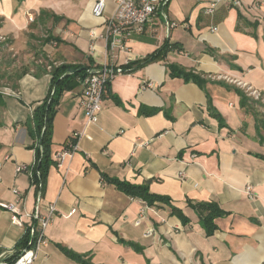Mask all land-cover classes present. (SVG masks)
<instances>
[{"label": "crops", "instance_id": "crops-1", "mask_svg": "<svg viewBox=\"0 0 264 264\" xmlns=\"http://www.w3.org/2000/svg\"><path fill=\"white\" fill-rule=\"evenodd\" d=\"M212 1L169 0L126 50L111 51L101 36L115 0L102 17L92 13L96 0H0V264L23 250L35 225L25 216L24 227L12 224L1 204L25 215L39 199L44 214L55 203L57 215L35 264H82L60 246L90 264H264V146L253 102H264V0L222 3L208 15ZM167 42L176 49L165 59L141 64ZM64 64L127 71L111 82L96 125H86L81 76L63 92L52 160L73 133L82 136L76 152L36 181L33 112ZM170 65L204 85L172 76ZM110 179L147 185L167 202L148 205ZM213 202L227 214L208 236L194 206Z\"/></svg>", "mask_w": 264, "mask_h": 264}, {"label": "built area", "instance_id": "built-area-1", "mask_svg": "<svg viewBox=\"0 0 264 264\" xmlns=\"http://www.w3.org/2000/svg\"><path fill=\"white\" fill-rule=\"evenodd\" d=\"M117 8L115 13L109 16L105 23V33L101 36L105 39L111 51L126 50L127 40L134 33H142L147 24L152 23L155 16L164 13V6L169 0H115ZM229 2L235 6L240 5L238 0H213L206 9L208 15L214 14L220 4ZM106 0H96L92 13L96 17H102L106 11ZM169 29L177 26L175 23L167 21ZM127 70L121 66L105 65L103 68L89 67L85 69L84 77L82 78L83 94L81 98V106L86 112V125H96L100 115L104 110L105 99L109 96L110 84L113 80L124 74ZM151 87V85H150ZM247 92L256 100H263L262 94L257 90L248 88ZM82 133L75 132L72 134L70 142L66 149L57 157V165L62 164L63 160L76 152L77 138L81 137ZM17 173L24 170L23 166H18ZM33 176V172L30 173ZM14 193L21 199V194L18 189ZM248 193L252 198V188L248 187ZM1 206L12 213V224L24 227V216L35 222V225L30 227L29 233V248L23 250L22 255L14 264H35L42 246L46 242V231L49 225L53 222L57 215V206L55 203L49 205L48 211L44 214L40 207V199L33 213L22 215L18 207L14 204H1ZM76 210H72L68 216H72ZM148 235L151 232L147 233Z\"/></svg>", "mask_w": 264, "mask_h": 264}, {"label": "trees", "instance_id": "trees-1", "mask_svg": "<svg viewBox=\"0 0 264 264\" xmlns=\"http://www.w3.org/2000/svg\"><path fill=\"white\" fill-rule=\"evenodd\" d=\"M23 1V0H20ZM166 5L164 6V10ZM176 45H172L167 42L161 49H159L153 55L145 58L142 65H147L152 62H156L159 60H163L166 58L168 53L176 49ZM171 75L174 77H181L183 80L189 82L193 81L200 86H203L205 81L201 79L199 76L186 72L180 66L170 65L168 66ZM82 68L81 66H72L64 64L54 70L53 75V89L52 93H50L49 97L36 108L33 117V122L35 123L36 133L38 138V144L36 145V161L33 167L34 178L36 181H43L46 173L50 167V165L55 164L57 162L52 160L51 158V146H52V135H53V119L55 114L57 113V107L60 100L61 95L64 91L71 90L78 85V77L83 78L85 74V70L78 71L76 73H69L71 70H79ZM86 69V68H85ZM242 96L244 105L249 104L250 98L246 93L239 90L238 91ZM254 104H259L260 101L253 100ZM212 110V107H210ZM218 115V114H217ZM256 129L257 136L260 143L264 146V115L257 113L256 114ZM258 157L264 160V155L258 154ZM35 181V182H36ZM110 182L116 185V187L125 192L128 195L133 197H139L144 202L148 203V205H154L157 202H167L165 197H161L158 195H153L150 193L149 187L147 185H135L129 182L121 181L118 179H110ZM196 211L200 216V224L203 229L206 231L208 236L214 234V231L218 229L215 220L218 217L224 216L227 214L224 210H222L216 203H201L194 206ZM177 214L183 217V214L179 210H174ZM29 236H27L26 241L23 243V250L29 248ZM60 248L64 251V253L72 258L73 260L80 262L82 264H90L89 261L85 260L82 256L60 246ZM23 250H20L12 257L5 260L3 264H14L17 259L22 255Z\"/></svg>", "mask_w": 264, "mask_h": 264}, {"label": "rangeland", "instance_id": "rangeland-1", "mask_svg": "<svg viewBox=\"0 0 264 264\" xmlns=\"http://www.w3.org/2000/svg\"><path fill=\"white\" fill-rule=\"evenodd\" d=\"M28 18H29V22H31L30 17H28ZM246 94L248 95L247 92H246ZM256 109L259 110L262 113V115H264V102L263 103L259 102V104H257V106H256Z\"/></svg>", "mask_w": 264, "mask_h": 264}, {"label": "water", "instance_id": "water-1", "mask_svg": "<svg viewBox=\"0 0 264 264\" xmlns=\"http://www.w3.org/2000/svg\"><path fill=\"white\" fill-rule=\"evenodd\" d=\"M78 71H82V69H79V70H71L69 73H76Z\"/></svg>", "mask_w": 264, "mask_h": 264}]
</instances>
